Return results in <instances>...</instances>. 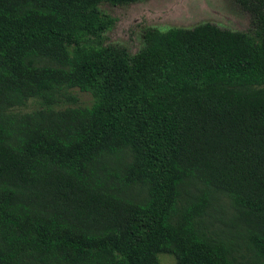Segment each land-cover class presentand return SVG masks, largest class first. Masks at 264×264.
<instances>
[{"label":"trees","instance_id":"1","mask_svg":"<svg viewBox=\"0 0 264 264\" xmlns=\"http://www.w3.org/2000/svg\"><path fill=\"white\" fill-rule=\"evenodd\" d=\"M134 1L0 0V264H264V0L130 53Z\"/></svg>","mask_w":264,"mask_h":264},{"label":"rangeland","instance_id":"2","mask_svg":"<svg viewBox=\"0 0 264 264\" xmlns=\"http://www.w3.org/2000/svg\"><path fill=\"white\" fill-rule=\"evenodd\" d=\"M99 8L114 18L106 31V43L119 44L130 53L142 46V32L147 27L165 31L171 27L191 28L203 22L220 27L252 33L251 16L236 0H137L122 5L102 3ZM78 99L76 103L61 102L57 108L90 105L93 98L89 92L71 88ZM39 107L38 100L31 98L21 111ZM160 264H176L174 257L166 253L157 255Z\"/></svg>","mask_w":264,"mask_h":264}]
</instances>
